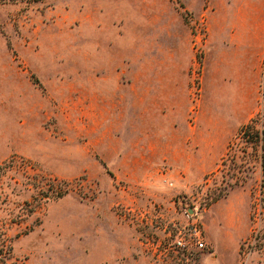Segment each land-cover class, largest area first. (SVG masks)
Wrapping results in <instances>:
<instances>
[{"label": "rangeland", "instance_id": "rangeland-1", "mask_svg": "<svg viewBox=\"0 0 264 264\" xmlns=\"http://www.w3.org/2000/svg\"><path fill=\"white\" fill-rule=\"evenodd\" d=\"M0 249L264 264V0L0 4Z\"/></svg>", "mask_w": 264, "mask_h": 264}, {"label": "built area", "instance_id": "built-area-1", "mask_svg": "<svg viewBox=\"0 0 264 264\" xmlns=\"http://www.w3.org/2000/svg\"><path fill=\"white\" fill-rule=\"evenodd\" d=\"M175 242L177 246L183 247V248H189L190 246H194L197 248H203L204 242L201 238V229L196 224L193 223L191 225V231L189 232V235L187 238H185V235L179 236L175 239Z\"/></svg>", "mask_w": 264, "mask_h": 264}, {"label": "trees", "instance_id": "trees-1", "mask_svg": "<svg viewBox=\"0 0 264 264\" xmlns=\"http://www.w3.org/2000/svg\"><path fill=\"white\" fill-rule=\"evenodd\" d=\"M38 1H42V0H0V4H4V3H14V2H25V3H35ZM2 249H0V264H7V261L2 258Z\"/></svg>", "mask_w": 264, "mask_h": 264}]
</instances>
